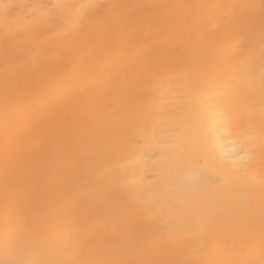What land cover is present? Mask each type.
Masks as SVG:
<instances>
[{"label": "rangeland", "instance_id": "374dc122", "mask_svg": "<svg viewBox=\"0 0 264 264\" xmlns=\"http://www.w3.org/2000/svg\"><path fill=\"white\" fill-rule=\"evenodd\" d=\"M7 1L0 264L36 241L14 264H264V211L257 234L234 222L240 195L264 201V82L242 67L264 64V0ZM229 83L234 163L197 132L200 95Z\"/></svg>", "mask_w": 264, "mask_h": 264}, {"label": "bare ground", "instance_id": "6f19581e", "mask_svg": "<svg viewBox=\"0 0 264 264\" xmlns=\"http://www.w3.org/2000/svg\"><path fill=\"white\" fill-rule=\"evenodd\" d=\"M11 4L7 0H0V17L5 18L6 14L8 13V10L10 8ZM35 16H38L42 14L40 7H36L34 9ZM235 42H231L228 50L234 47ZM228 50H226L225 58L230 57L228 54ZM260 60V57H258V62ZM256 66V67H255ZM244 67V71H249L250 75L252 77V81H256L257 83L261 84L264 82V64L262 66V60L258 63V65H242ZM253 71H251V69ZM263 69V70H262ZM238 76L239 73H236ZM242 75V74H241ZM229 81V80H227ZM230 82V81H229ZM231 83L223 87V85H218V87L212 89V91L208 93H202L200 95V105H203L202 107L204 109H201L199 111L200 118L199 121H197V127L199 135H200V143L203 144V142L206 140V144L209 147L215 148L217 151H219L224 160L232 161V163L236 162L232 159H230V156L236 155L238 157H248L251 152H246L245 147L247 146L250 139H248V136L244 133L243 129L239 127L235 123L236 114L233 111V102L230 98H228V92L232 88ZM251 86L248 84L244 91H242L239 96L246 95L249 99H251V102L253 104H258L262 107V95L258 98V95L256 96L253 91H250ZM258 115V114H257ZM262 112H260V116L257 118L258 125L256 126H263L264 127V118H263ZM264 134V128L262 129ZM204 137V138H203ZM199 145V144H198ZM197 145V147H198ZM249 154V155H248ZM251 156V155H250ZM176 164L179 165V169L182 171L181 175L184 176L185 181L189 182L191 179V171L193 165L190 156H181L178 157V159L175 160ZM215 174L221 178V180L224 182L225 185H227L228 177L225 175V173L220 169L216 170L214 169L213 165L208 168L206 173L202 176L203 181L204 178L208 179L209 175ZM182 181L179 185V187L184 185L186 182ZM236 220L234 221L235 224L240 219H245V217H248L250 221H252V224L256 226V229L253 230L254 234L259 233L260 230H262V214L264 211V201H248V199L245 197V195H240L236 199ZM218 202L213 203L211 206L214 207L218 205ZM259 224V226H257ZM257 231V232H256ZM34 245H29L28 243L22 244L17 248L16 254H14L10 261L12 264L18 262L17 260L22 259L26 254L28 253L29 249L33 246H36V243H33ZM49 264V263H47ZM50 264H59V262H53Z\"/></svg>", "mask_w": 264, "mask_h": 264}]
</instances>
